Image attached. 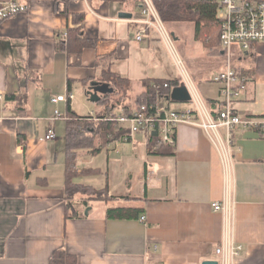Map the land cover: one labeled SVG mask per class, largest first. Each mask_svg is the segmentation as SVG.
Listing matches in <instances>:
<instances>
[{"label": "crops", "instance_id": "obj_1", "mask_svg": "<svg viewBox=\"0 0 264 264\" xmlns=\"http://www.w3.org/2000/svg\"><path fill=\"white\" fill-rule=\"evenodd\" d=\"M6 1L27 9L0 23V264H50L57 251L75 258L76 264H201L218 260L215 249L224 236L243 247L235 264H264V136L257 130H235L228 180L206 133L187 124L176 128L172 156L150 155L141 136L131 146L122 143L116 154L107 152L105 173L99 157L89 161L90 155H80L82 163L95 162L90 176L105 178L101 186H86L100 190L107 185L115 199L97 201L103 205L97 210L94 201L83 203L86 195H77L82 200L78 205L77 196L66 201L65 150L57 134L62 129L65 133L69 111L97 119L103 107L88 110L80 97L88 101L87 91L102 84L104 70L128 80L136 100L144 93L145 80L180 79L163 75L156 44L161 37L155 30L147 29L141 41L135 40L142 28L137 0L0 4ZM120 13L132 17L122 19ZM76 28L91 45L78 54L63 51L64 35ZM207 56L214 73L190 69L199 95L198 82L212 81L224 68L221 50ZM233 57V68L244 79L233 109L242 118L264 122V42ZM68 94L74 98L50 103ZM216 95L205 101L214 112L209 102H220L219 90ZM11 96L14 99L4 103ZM77 105L86 115L76 112ZM54 110L63 122L50 120ZM49 127L55 133L52 141L45 140ZM96 142L99 147L101 140ZM78 165L80 173L85 168ZM227 194L232 205L229 224L211 206ZM110 208H135L140 213L133 219H111L106 216Z\"/></svg>", "mask_w": 264, "mask_h": 264}, {"label": "built area", "instance_id": "obj_2", "mask_svg": "<svg viewBox=\"0 0 264 264\" xmlns=\"http://www.w3.org/2000/svg\"><path fill=\"white\" fill-rule=\"evenodd\" d=\"M158 0H139L141 8V20L139 24L142 28L136 34V41H141L145 31L155 30L170 52L175 55L173 50L172 36L165 30L160 16L156 9ZM201 1L213 6L215 19L219 24V45L225 61L224 68L212 77V82L219 85L221 97L220 108L212 113L206 106L198 93L197 86L192 81L186 71L182 70L181 85H184L191 97L190 103L193 108L183 110H172L168 106L161 105V101L166 100L164 90L169 89L167 83L154 84L155 102L142 103L131 108L130 111L116 115L115 118L106 121L116 124L117 134L110 135L106 148H116L122 143L133 142L137 136L144 139L148 147L149 140L154 142V149L168 146L175 147V134L177 126L187 124L201 128L217 150L224 167L226 179L231 177V158L234 155L233 134L237 128L245 130H264V122H259L253 118H242L233 109V102L239 95V90L244 84L237 72L234 70L232 62L236 52L240 54L250 52L253 47L264 42V0H194ZM27 8L16 1H6L0 4V23ZM66 40V35H64ZM177 66H182L177 59ZM172 90V89H171ZM170 90V92H171ZM169 92V95H170ZM74 96L68 94L50 99L52 105L59 102L72 100ZM169 98V96H168ZM3 96L0 95V103ZM64 118L58 110H54L51 121ZM65 119V118H64ZM94 119V122H99ZM55 139L53 127H49L46 132L45 140ZM226 198L221 203H213L212 210L223 214L229 224L232 220L231 200ZM144 221V217L140 218ZM243 247L236 244L224 236L221 245L215 249L218 257V264H235L240 257Z\"/></svg>", "mask_w": 264, "mask_h": 264}, {"label": "trees", "instance_id": "obj_3", "mask_svg": "<svg viewBox=\"0 0 264 264\" xmlns=\"http://www.w3.org/2000/svg\"><path fill=\"white\" fill-rule=\"evenodd\" d=\"M118 1V0H107ZM156 9L163 23L186 22L194 25L195 40L201 39L205 42L209 49L216 47V52L220 50L219 45V24L215 19V11L213 6L208 3L194 0H158L156 1ZM83 18L80 17L78 23H82ZM77 22V21H76ZM66 40L60 43L63 51H74L78 54L91 43L81 36V28L68 29L66 32ZM102 84L112 89L111 94L103 96L98 106L103 107L102 111L97 115L99 122H94L90 117H79L75 113L68 112V120L65 123L64 150H65V199L68 202L73 201L77 195H86L85 203L90 201L110 202L115 199L109 192L107 185L103 189L96 190L91 186L74 183V179L81 174H94L95 170H82L80 173L76 171V163L79 152L84 151L90 156L98 154L108 142V137L117 134L116 124L106 121V119L115 118L114 110L121 108L123 113L131 110L130 105H123L122 101L126 98L130 90L131 83L120 77L112 75L108 69L103 72L101 79ZM167 83L169 89L164 90V98L169 103V92L171 89L181 85L180 80L168 79H148L142 82L144 93L135 102L136 106L142 103L155 102V90L152 88L154 84ZM117 96V97H115ZM14 98L6 97L4 103ZM210 106L213 109L220 108V102L210 100ZM211 110V109H210ZM214 113V111H211ZM264 136V130H257ZM101 140V145L96 146V140ZM154 142L149 140L148 151L150 155L159 157H168L173 155L174 147H160L154 149ZM138 209L135 208H110L106 211V216L111 219L128 220L136 218L139 215ZM50 264H76V259L69 257L63 252H55L52 255Z\"/></svg>", "mask_w": 264, "mask_h": 264}, {"label": "rangeland", "instance_id": "obj_4", "mask_svg": "<svg viewBox=\"0 0 264 264\" xmlns=\"http://www.w3.org/2000/svg\"><path fill=\"white\" fill-rule=\"evenodd\" d=\"M120 2H122L123 0H118ZM137 2H139V0H137ZM127 4L131 3V0H129L128 2H126ZM134 17H138V10H134ZM163 23V22H162ZM163 27L165 28V30L169 33V35L174 34V37H177V40H174V37H172L173 40V50L175 52V55L172 54V52H170L169 48L165 45V43L163 42V40L161 39L160 41L162 42H158L156 41V44H158V56H160V58L162 59V73L163 75H166V77H177L179 76V79H182V70L184 69L186 71V73L190 76L191 74V70H198V69H203V70H208V73H214L215 70V66L211 63L209 57L207 56V54L210 53H216V47H213L211 49H209L208 46H206L205 42L202 41L201 39L195 40L194 39V25L190 24V23H186V22H174V23H163ZM157 53V52H156ZM179 60L182 64V66H177L176 60ZM224 60V59H223ZM224 65H225V61H224ZM191 69V70H190ZM190 73V74H189ZM208 77V76H207ZM190 78L192 79V81L195 83V81L193 80V78L190 76ZM199 92L200 95L202 97V100L205 102L206 100H208L209 98H213V97H217V93L219 90V85L216 83H213L211 80H209L208 78H205V80L201 83H199ZM196 85V84H195ZM198 88V87H197ZM135 87L131 88L128 93L127 96L125 98V100L123 101V105H130L134 107V104L136 102L135 99ZM117 97V96H115ZM81 100H83V103L85 104V106H87L88 110H92L94 112H97L100 108L97 104L94 103H90L88 101L85 100L84 96L80 97ZM161 105L163 106H168L170 109L172 110H181V109H187V107H193L192 103H169L166 100L161 101ZM76 112L80 115H86V110L84 108H82L81 106H76ZM121 108H116L114 110V113L116 115L120 114ZM60 121L63 122L64 118H60ZM64 129H62V132H60V134H57V137L59 138V143H61V145H65V140H64ZM141 137H136V139H140ZM142 140V139H140ZM124 144L130 145L134 144L132 142H126ZM96 145H98V143L96 142ZM120 146L116 147V148H111L109 151H107L105 148L102 149L98 154L94 155V156H89L87 159H89V161L93 158V157H99L98 161H101V167L103 173H105L106 169H105V161H106V154L107 152L110 155L116 154L120 151ZM82 155L83 157L86 156V152L81 151L79 152V156ZM82 159H79L77 161V163L79 162L78 167L81 168H85L86 170H91V168H94L95 166V162L92 165H87L84 162H81ZM77 182L88 185L89 183H94V185L96 186H101L104 181V175L102 177H92L89 174H81L79 177L76 178ZM76 201L74 202L75 205H78L79 203H82L81 197L77 196ZM79 200V201H78ZM85 203V202H83ZM91 204H95L94 208L97 210L98 206L102 207L103 205H96L99 204L97 201H94V203ZM89 209V207L85 208L84 210V214L85 212ZM96 213V212H95Z\"/></svg>", "mask_w": 264, "mask_h": 264}, {"label": "water", "instance_id": "obj_5", "mask_svg": "<svg viewBox=\"0 0 264 264\" xmlns=\"http://www.w3.org/2000/svg\"><path fill=\"white\" fill-rule=\"evenodd\" d=\"M118 17L122 19H131L132 15L128 13H120ZM171 36L173 37V34H171ZM111 93H112L111 88H109L105 84H100L99 86L90 88L87 91L86 96L90 103L97 104L100 102L103 96ZM168 99L174 103H189L191 101V97L184 85H180L178 87L173 88L170 92ZM86 213L87 212H85V215ZM201 264H218V262L215 260H209V261H204Z\"/></svg>", "mask_w": 264, "mask_h": 264}]
</instances>
